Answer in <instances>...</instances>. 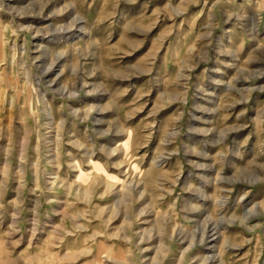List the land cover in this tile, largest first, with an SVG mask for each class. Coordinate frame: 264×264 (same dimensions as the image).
<instances>
[{"label": "rangeland", "instance_id": "obj_1", "mask_svg": "<svg viewBox=\"0 0 264 264\" xmlns=\"http://www.w3.org/2000/svg\"><path fill=\"white\" fill-rule=\"evenodd\" d=\"M0 264H264V0H0Z\"/></svg>", "mask_w": 264, "mask_h": 264}]
</instances>
